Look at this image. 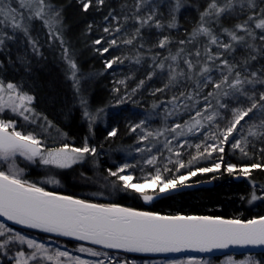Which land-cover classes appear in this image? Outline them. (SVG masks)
<instances>
[{"label":"trees","instance_id":"trees-1","mask_svg":"<svg viewBox=\"0 0 264 264\" xmlns=\"http://www.w3.org/2000/svg\"><path fill=\"white\" fill-rule=\"evenodd\" d=\"M50 2L62 9L63 24L59 31L63 45L60 40L49 36L48 29L40 20L34 19L29 22L25 19V23L29 24V32L35 41L37 51L33 50V44L23 33L15 32V39L6 40L5 46L0 50V80L5 83H15L21 91L34 96L32 106L35 112L47 117L53 126L64 133L66 144L82 147L87 138L89 146L97 149L96 163L102 174L107 173L108 169L115 170L117 166L124 163L136 165L134 169L128 171L140 178L154 174L157 167L163 171L165 166L171 169L170 172L164 173L165 176L186 175L189 171L198 168L212 167L220 162L221 155H223V164L218 172L197 173L196 176L189 178L186 186L151 201H144L135 192L130 195L120 194L114 200L104 201L78 196L75 193L76 187L68 183L67 177L64 180L65 189L49 188L41 184L42 187L83 200L118 204L166 215L200 214L243 220L264 215V200L249 202L253 191L258 196L264 195V167L251 169L248 176L239 172L240 168L250 167L252 164L264 165V139L248 136V125L243 121L241 122L243 127L238 126L237 132L233 135L237 139L247 138L246 146L242 144L246 155L231 146L234 141L230 137V142L223 145L224 153L213 152L210 157L205 155L189 163L193 156H199L196 145L203 146L205 134L219 135V131L227 127L232 119L231 109L248 106L244 97H208V102L213 106L210 111L219 113L216 121L209 123L201 117H196L203 120V127L178 138H173L174 134L168 131L176 123L184 124L191 120L190 117L195 116L196 110L203 109L206 103L204 96L214 91L211 85L197 90L194 81L183 77L170 82L167 67L169 64H179L181 68H185L184 58L196 61L197 50L201 53L199 60L203 62L206 58L204 56L206 46L211 47L213 52L222 51L214 45H209L205 36H197L195 40H192L194 30L201 23V13L207 7L209 0H181L180 10L175 12L173 11L175 0H153L150 9L144 3L139 12L136 11L137 0H104L103 4L98 3V0H92V6L87 12L83 11L80 0H50ZM256 2L258 9L264 7L260 0ZM149 12L155 14V19L160 21L162 27L157 28L152 22L141 28L140 34L136 35V29L140 27L136 17H146ZM248 14V10H245L243 14L221 17L218 22L208 20L207 26L221 35V39L227 41L228 38L221 33V29H232L235 24L247 19ZM173 16L175 21L172 19ZM25 17H27L26 13ZM171 23H175V26L169 27ZM106 27L110 30L107 33L104 31ZM117 27H120V32L115 31ZM259 31V29L256 30L257 33ZM6 32L13 35L12 31ZM133 36L135 39L131 45L123 43L124 40ZM165 37L169 40L167 46L158 47L159 41ZM101 38L100 45L94 43ZM112 39L117 40V45L109 47L108 42ZM181 41L185 43L181 44ZM255 44L259 49L264 42L256 40ZM103 47H109V52L101 54L98 49L102 50ZM65 48L68 49V57L75 60L78 66L79 92L68 79L67 63L64 59ZM181 49L183 52H180ZM250 52V49L238 46L235 53L226 54V57L230 62H240ZM177 53H179L177 61L165 59ZM253 54L257 55V59L250 61L248 71L264 69V53ZM116 57H119L123 63L114 64L111 69H106L105 62ZM137 57L140 59L139 63L136 62ZM159 62L165 63L163 71L156 66ZM150 75L151 78H149ZM212 76L213 79H218L219 72H213ZM120 81L124 83H119ZM141 81L143 84L140 83ZM256 89L264 90L261 85H257ZM196 91H199V95H196ZM181 92L186 95L181 97ZM188 93L193 94L192 100L186 98ZM173 97L178 99L173 101ZM217 99L228 107L219 108ZM82 100L86 103H82ZM121 100L123 102L118 103ZM85 109L88 112L103 110L101 118L92 127L83 120L82 110ZM260 118L257 113L249 124L259 123ZM141 121H143V129L153 133L162 132L165 127L168 131L167 140L163 141L160 135L149 137L142 143L139 142V137L142 135L141 129H137L136 132L130 129ZM113 129L117 130V134L108 136ZM169 140L171 143L165 147V143ZM206 143L215 144L218 141L208 139ZM137 148L145 149V151L137 152ZM149 148L152 149L151 152L147 151ZM169 148L172 150L169 151ZM177 152L180 153L179 156L176 155ZM153 155L157 157L156 165L146 164L145 160ZM177 160L184 163L185 167L178 168ZM228 164L235 165L237 171L231 175L228 174L224 170ZM29 170L26 179L36 183L35 174L31 168ZM5 225L14 229L15 232L37 240H51L68 247L87 246L127 260L180 261L187 259L103 249L35 229ZM8 248L10 249V246ZM232 255L235 258H242L250 254ZM252 256L264 264V253H256ZM222 257L193 259L215 262ZM0 264L11 263L8 260H1Z\"/></svg>","mask_w":264,"mask_h":264},{"label":"snow or ice","instance_id":"snow-or-ice-1","mask_svg":"<svg viewBox=\"0 0 264 264\" xmlns=\"http://www.w3.org/2000/svg\"><path fill=\"white\" fill-rule=\"evenodd\" d=\"M80 3L85 12L92 6V0H80ZM98 3L103 4L104 0H98ZM144 3L145 0H137V12L141 10ZM260 3L264 4V0H260ZM18 5V8L12 7L10 4L7 6L0 5V16L3 17L0 19V24H6L13 30V35H9L0 28V50L5 46V41L15 39V32L19 31L33 44V50L37 51L35 41L29 32V24L25 23V19L29 22L34 19L40 20L48 29L49 36L60 40L63 45L59 31L63 24L62 9L53 5L50 0H18ZM180 8L181 0H175L173 11H179ZM257 9L256 0H209L207 7L201 13V23L194 30L192 40H195L197 36H205L209 45H214L222 51L213 52L211 47L206 46L204 49L206 58L203 62L199 60L201 53L197 50L195 52L196 61L184 58L185 68H181L179 64L167 66L170 82L176 81L178 77H183L194 81L197 90L209 85L214 89L204 96L206 103L203 109L196 110L195 116L190 117L192 123H176L168 129L174 134L173 138L193 133L197 127L202 128L201 119H196V117H201L209 123L216 121L219 113L210 111L213 106L208 102V97H244L248 105L247 107L231 109L232 119L227 127L219 131V135L215 133L205 134L203 146L201 144L196 145L199 156H193L192 160L189 161L190 164L198 158L205 157V155L210 157L213 152L224 153L223 145L230 142V137L234 141L231 146L246 155L245 147L242 144L246 146L247 138L237 139L233 135L237 132L238 126L243 127L242 121L248 125V136L264 139V90L257 91L256 89L257 85L264 88V69L248 71L250 61L257 59V55L253 53H264V44L259 49L255 44L256 40L264 42V7ZM245 10H248L249 13L247 19L235 24L232 29H221V33L228 38L227 41L221 39V35L207 26L208 20L218 22L221 17L243 14ZM25 11L28 13L27 17H25ZM136 19L140 25L136 29V35L140 34L141 28L150 25L152 22L155 23V27H162L152 12H149L146 17L137 16ZM172 19L175 21V16ZM174 26L175 23L169 24V27ZM257 29L260 30L259 33L256 32ZM104 31L107 33L110 30L106 27ZM115 31L120 32V27H117ZM134 39L135 36L124 40L123 43L131 45ZM94 43L100 45L102 38L95 40ZM108 43L109 47L116 46L117 40L112 39ZM168 43L169 40L165 37L159 41L158 47L165 48ZM180 43L183 44L185 41ZM238 46L250 49L251 52L240 62H230L226 54L232 55L237 51ZM109 47H103L102 50L98 49V51H101V54L107 53ZM180 52H183V49ZM178 57L179 53L165 59H171L175 62ZM64 59L68 64V79L73 82V87L79 92L78 66L75 60L68 57L67 48L64 49ZM136 62H140L139 57H137ZM117 63H123V61L116 57L106 61L105 68L111 69ZM156 66L162 71L165 69L164 62H159ZM213 72H219L218 79H213ZM119 83L124 82L120 81ZM140 83L143 84V81ZM158 91H162V89H158ZM185 95L184 92L180 93L181 97ZM196 95H199V91H196ZM186 98L192 100L194 97L192 93H188ZM34 99V96L21 91L17 84L5 83L0 80V113L8 110L29 123H36L38 117L31 107ZM177 99L178 97H173V101ZM81 102L86 103L83 100ZM122 102L123 100L118 101V103ZM217 104L219 108L228 107L219 99H217ZM257 113L261 117L259 123L249 124V121H252ZM84 116L90 120L95 119L87 109L84 111ZM43 119L47 127H53L47 117H43ZM185 128L187 129L186 132ZM137 129L142 131V135L139 137L141 143L148 140L149 137H158L164 134L163 132L153 133L144 130L143 121L132 126L130 131L136 132ZM116 134L117 130L113 129L108 133V136L112 137ZM208 139L218 141V143L208 144L206 143ZM170 143L169 140L164 146L168 147ZM168 150L171 151L172 149L169 148ZM136 151L143 152L145 149L137 148ZM147 151L151 152L152 149L149 148ZM96 155V147H90L87 138H85L82 147H70L68 144H64L57 148H47L37 134L17 130L14 120L0 119V217L16 225L38 229L44 233H54L61 237L74 238L77 241H86L92 245L102 246L103 249L122 250L125 253H176L185 250L210 253L215 249H226L230 246L264 247V216L248 220L224 219L219 216H167L137 211L132 208L121 207L118 204L90 203L72 196L46 191L43 187L27 181L23 178L24 168H21L17 161L18 157L30 163H35L38 159L43 165L64 169L83 162L88 156ZM176 155L179 156L180 153L177 152ZM156 162L157 157L155 155L145 160L146 164L152 166H155ZM176 163L178 168L185 167V164L179 160ZM222 164L223 155L220 156V162L215 163L212 167L198 168L189 171L186 175L165 176V172L171 171L165 166L163 171L157 167L154 174L140 178L128 171L134 169L136 165L124 163L117 166L115 170L108 169L107 177L111 178L110 182L114 187L126 191L131 190L138 193L144 201H151L154 196L148 194V189H152L156 195L175 191L186 186L189 178L196 176L197 173L218 172L222 168ZM262 167L264 165L252 164L250 167L240 168L239 172L248 176L251 169ZM224 170L230 175L237 171L236 166L232 164H228ZM48 183L58 184L59 181L49 180ZM256 200H264V195L258 196L253 191L250 202ZM0 237L5 238L0 242V250L6 252L12 243L27 245V248L32 250L31 252L18 250L14 257L15 264H30V261L34 264H46V262L65 264L62 258H66L69 264H105L103 259L87 261L78 256L70 255L68 251H60L59 249L49 254V249L44 243L29 239L3 223H0ZM77 250L86 252L93 257H105L110 262L112 261L107 252L84 246H80ZM115 264H131V262L127 259L123 261L116 259ZM179 264H204V262L190 259L187 262L181 261ZM226 264H237V262L229 258ZM240 264H261V262L249 258L241 261Z\"/></svg>","mask_w":264,"mask_h":264},{"label":"rangeland","instance_id":"rangeland-1","mask_svg":"<svg viewBox=\"0 0 264 264\" xmlns=\"http://www.w3.org/2000/svg\"><path fill=\"white\" fill-rule=\"evenodd\" d=\"M153 2V0H145V4L146 7L148 9H150L151 7V3ZM11 5L12 7H16L18 8V0H0V5ZM23 11V10H21ZM25 13L28 15V13L25 11ZM0 19H3L2 16H0ZM0 28L3 29V31H12L11 27L7 26L6 24H0ZM243 34V33H240ZM65 63H67V61H65ZM66 70L68 73V64H66ZM79 74L77 73V77L80 80ZM72 82V81H71ZM73 83V82H72ZM31 107L33 108V106L31 105ZM34 109V108H33ZM102 109H100L99 111H89V114L93 117H95L94 120H90L88 118H86L84 116V111L82 110V114H83V120L85 121L86 124H88L89 127H92L93 124L95 122H97L100 118L101 115L103 113H101ZM37 114V122L36 123H29L27 121H25L22 117L6 110L4 113H0V119H5V120H14L16 122L17 125V130L28 133V132H32L38 135V137L41 139L43 145L47 148H57V147H61L64 144H66V136L64 135V133L56 128L55 126L49 128L46 125V122L43 119V116H41L39 113L35 112ZM196 119H201V118H196ZM192 120H189L188 123H192ZM201 123L203 124V120L201 119ZM185 124V123H184ZM200 127L195 128L194 130L198 129ZM185 132L187 131V129H184ZM162 132L164 133L162 136V138L164 139L163 141L167 140L168 137V131L167 129L164 127ZM194 132V131H193ZM70 147H74L71 146ZM96 156H88L86 157V159L83 162H79L76 164H73L70 168H56L55 166H46L43 165L39 162V160L37 159V161L35 163H30L27 161H24L23 158L18 157L17 161L19 163V166L21 168H24V173H23V178H25L26 174H28V171H30L29 169L31 168L34 175V178L36 179V183L37 186H40L41 184L49 187V188H56V189H65L63 186H66L64 184V180L67 177L68 183L69 184H73L75 188V193L78 196H84L87 197L89 199H96V200H100V201H104V200H114L115 197H117L118 195L122 194V195H130L133 193V191L131 190H123L122 188L119 187H114L111 182L110 179L107 177V173L104 172L103 174L100 172L99 167L96 163ZM27 181H29V179H26ZM49 180H56L59 181V183H48ZM30 182V181H29ZM35 183V184H36ZM40 184V185H39ZM42 185L40 187H42ZM44 188V187H43ZM46 189V188H44ZM148 194H154L152 189H148ZM141 199H143L140 196ZM250 200H251V195H250ZM249 200V202H250ZM257 201V200H256ZM255 202V201H252ZM24 235V234H23ZM29 239H35L37 242L39 243H44L45 246L49 249V254L54 253L57 249H59L60 251H68L70 253V255L72 256H78L83 260H87V261H98L103 259L105 261V264H115V260L119 259L121 261H123L126 258H122L120 256H115L112 254H109V257L112 258V261L110 262L108 259H106L105 257H93L90 256L88 253L86 252H79L77 249L82 246H76V247H68V246H64L63 244H59V243H54L51 240H37L36 238H32L30 236L24 235ZM2 242L5 238L4 237H0ZM10 249L8 248V250L5 252L4 250H0V263L1 260H8L10 261L11 264H15V253L18 250H24L25 252H31V249L27 248V245H20L19 243H12L9 245ZM87 247V246H86ZM99 251V250H97ZM231 258L232 260L236 261L237 264H240L241 261L247 260L249 258H251L252 260H257L255 258V256L252 255H244L242 256V258H235L233 255L232 256H224L222 257V259L218 260V261H213L211 260L210 262L207 260H201L202 262H204V264H226V262L228 261V259ZM65 262V264H69V262L66 260V258H62ZM193 259V258H191ZM190 259H185V260H180V261H176V260H170V261H148V260H140V261H136L133 259H128L129 262H131V264H179V262L184 261L187 262ZM30 264H34V262L30 261ZM46 264H51V262H46Z\"/></svg>","mask_w":264,"mask_h":264},{"label":"water","instance_id":"water-1","mask_svg":"<svg viewBox=\"0 0 264 264\" xmlns=\"http://www.w3.org/2000/svg\"><path fill=\"white\" fill-rule=\"evenodd\" d=\"M46 191H49V192H54L58 195H66V194H62V193H58L56 191H50L48 189H45ZM168 193V192H167ZM166 193H163V194H160V195H153L154 196V199L158 196H162V195H165ZM66 196H69V195H66ZM73 198H76V199H80L78 197H74ZM83 200V199H82ZM85 200V199H84ZM87 202H90V203H99V202H92V201H88V200H85ZM101 204H104V203H101ZM105 204H108V203H105ZM121 207H124V206H121ZM126 208H130V207H127ZM133 209V208H132ZM134 210H137V211H143V210H139V209H134ZM147 212H150V211H147ZM154 213V212H153ZM160 215H166V214H161V213H158ZM178 215H183V214H178ZM167 216H175V215H172V214H167ZM183 216H187V215H183ZM188 216H206V215H188ZM211 216V215H209ZM261 216H264V215H261ZM221 218H224V219H234V218H225V217H221ZM254 218H258V217H253L251 219H254ZM243 220V219H241ZM244 220H248V219H244ZM0 223H4V224H8L10 226H17V227H21L23 228L24 226H21V225H16L14 224L13 222L11 221H7L5 218L3 217H0ZM24 228H27V227H24ZM30 229V228H28ZM35 230H38V229H35ZM40 231V230H38ZM51 235H56L54 233H49ZM61 237V236H59ZM62 238H68V239H71V240H74V238H70V237H62ZM80 242H83V243H89V242H86V241H80ZM90 244V243H89ZM94 246H98V245H94ZM102 248V246H99ZM112 250H115V249H112ZM122 251V250H120ZM256 253H261L263 254L264 253V247H254V246H230L229 248H226V249H215L213 250L212 252H198V251H194V250H185V251H181V252H176V253H139V254H143V255H146V256H155V257H168V258H180V257H185V258H201V257H206V258H211V257H222V256H225V255H232V254H237V255H242V254H250V255H253V254H256ZM135 254H138V253H135Z\"/></svg>","mask_w":264,"mask_h":264},{"label":"flooded vegetation","instance_id":"flooded-vegetation-1","mask_svg":"<svg viewBox=\"0 0 264 264\" xmlns=\"http://www.w3.org/2000/svg\"><path fill=\"white\" fill-rule=\"evenodd\" d=\"M27 177V174H26V176H25V178ZM96 202H98V201H96Z\"/></svg>","mask_w":264,"mask_h":264}]
</instances>
